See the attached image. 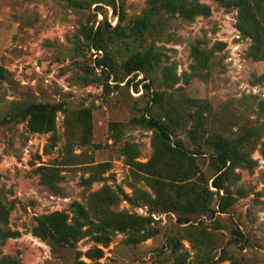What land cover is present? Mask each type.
Masks as SVG:
<instances>
[{
	"label": "rangeland",
	"instance_id": "obj_1",
	"mask_svg": "<svg viewBox=\"0 0 264 264\" xmlns=\"http://www.w3.org/2000/svg\"><path fill=\"white\" fill-rule=\"evenodd\" d=\"M108 1L0 0V264H264V0Z\"/></svg>",
	"mask_w": 264,
	"mask_h": 264
},
{
	"label": "trees",
	"instance_id": "obj_2",
	"mask_svg": "<svg viewBox=\"0 0 264 264\" xmlns=\"http://www.w3.org/2000/svg\"><path fill=\"white\" fill-rule=\"evenodd\" d=\"M233 3L240 11V21H239V28L240 30L250 36L255 44H261L262 39V31L259 25V22L254 14V7L251 6L249 0H232ZM164 6H167L169 11H174L176 9V5L173 3V0H163ZM108 6H110L115 12V4L114 0L108 1ZM145 21L142 19L136 20L133 24L134 29L140 31L141 27L143 28L145 25ZM141 25V27H140ZM115 29V28H114ZM100 30L101 24L98 22L97 26L95 27L93 35L90 33L87 36V40L89 41V46L95 52H101V55L98 54L93 60L94 69L99 70L100 76L104 74H108L111 70V63L110 60L107 59V53L104 47L99 44V37H100ZM192 54L194 56V61L196 63V67L199 70H206L208 68L207 59L206 57L197 51L196 49L192 50ZM148 58L146 55L135 54L123 64V72L124 76H128L133 72L141 71L143 67L147 64ZM36 110L50 111L53 113L56 110V106H36ZM45 118L43 124V130L48 128L51 124V118L48 114H44L42 116V120ZM161 134V136L167 140L168 136L166 133L165 127L161 126L160 124H154ZM230 145L231 143L224 139H218L214 143V149L216 154L214 159L216 161V174L217 176L212 179L211 186L216 190H221L222 186L220 183V176L222 174V170L225 168L227 162L229 161V152H230ZM182 156L183 154H179ZM218 211L222 212L223 208L218 206Z\"/></svg>",
	"mask_w": 264,
	"mask_h": 264
}]
</instances>
